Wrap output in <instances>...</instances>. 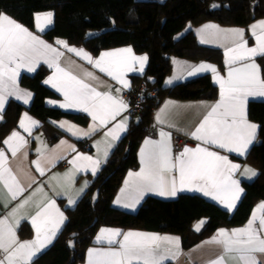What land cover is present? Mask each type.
I'll list each match as a JSON object with an SVG mask.
<instances>
[{
	"label": "snow or ice",
	"instance_id": "snow-or-ice-1",
	"mask_svg": "<svg viewBox=\"0 0 264 264\" xmlns=\"http://www.w3.org/2000/svg\"><path fill=\"white\" fill-rule=\"evenodd\" d=\"M36 21L37 27L43 31L52 23V13L37 14ZM204 32L213 39L222 38L231 41V47L225 50L226 63L229 66L228 75L227 79L220 77L215 66L206 63L192 66L187 70L188 76L210 70L216 74L220 85L219 100L209 106L202 121L189 134L204 145H214L243 155L253 143L258 128V125L248 121L246 104L249 97H264V78L261 77L260 67L255 62L257 57L264 58V21L251 26L252 35L256 40L253 47H249L244 39L243 29L223 30L216 25H205L202 30V33ZM201 42L209 43L210 40L202 34ZM57 43L68 48L64 41ZM68 50L118 81L125 89L131 87L130 82L125 79V73L143 72L148 60L147 55H135L131 47L102 53L100 58L95 60L83 49L78 50L73 47ZM62 55L57 48L47 44L26 27L0 12V113L3 112L9 96L23 100L24 103L28 102L31 93L20 89L18 85L20 70L27 69L29 72H34L40 61L44 60L49 67L55 69L53 75L44 83L63 93L64 102L60 107L75 108L87 113L93 121L90 132L116 121L117 117L128 109V103L119 95H113L111 91H99L87 82L97 79L93 73L84 72L81 77L69 68L61 67ZM136 65L138 67H135ZM168 83L172 81L169 80ZM120 91L121 89H116L117 93ZM156 118L160 123L164 122L159 114ZM126 119L115 123L105 136L111 137V141L119 139V134L127 130ZM25 120L29 123L26 124ZM37 123L25 114L24 119L20 121V127L30 132L29 124L34 126ZM61 127L64 125L61 124ZM73 127H69L68 130L72 131ZM90 132L83 134L89 135ZM3 143L15 157L27 144V140L13 131ZM112 146L113 144L109 142L107 149L103 151L104 158H107L108 149ZM70 147L75 151L73 146ZM41 156L44 157L43 152ZM140 156L142 163L140 171L129 172L125 188L121 189L122 194L130 197L125 207L134 208L146 192L175 197L179 191L188 190L198 191L204 196L219 201L228 210H233L243 191L239 186L240 182L233 177L239 165L229 161L227 156L210 151L208 147H202L200 144L195 148L185 146L181 152L173 156L169 132L161 130L158 141L146 139ZM44 158L49 163H53L60 157ZM78 162H87L84 166L90 167L91 172L95 174L101 159H93L91 156L78 153L71 161L75 168L65 174L69 185L73 172L81 167ZM33 163L43 175L44 168L41 167L40 160ZM243 174L249 177L256 175L250 168H245ZM0 184L7 189L12 200L25 191L16 174L8 166L4 149H0ZM86 184L87 182L85 186ZM30 200L31 197L23 199L9 216L16 217L17 212L28 205ZM68 202L69 205L75 203L71 198ZM116 203H121V200L118 198ZM258 208L261 214L257 216L254 212L245 227L231 231L219 230L211 242L220 245L223 251L218 258L210 260L208 264H227L228 260H233L236 264H264V261L259 260L257 256L264 254V202ZM37 209L35 215L31 217V224L35 229V237L32 240L20 241L16 236L15 226L18 225L19 219L14 225L9 223L8 217L0 218V252L3 253L0 256V264H31L33 257L52 243L66 217L56 207L54 200H47L42 206L38 203ZM50 210H54L55 217L50 214ZM198 230L199 226H197ZM96 240L104 241L108 246L90 248L87 264H164L165 260L174 258L179 251V238L160 237L138 231L122 233L118 229L104 228L101 229ZM173 246L176 247L177 253L171 251Z\"/></svg>",
	"mask_w": 264,
	"mask_h": 264
},
{
	"label": "trees",
	"instance_id": "trees-1",
	"mask_svg": "<svg viewBox=\"0 0 264 264\" xmlns=\"http://www.w3.org/2000/svg\"><path fill=\"white\" fill-rule=\"evenodd\" d=\"M52 11L53 24L42 36L53 43L84 46L99 54L105 49L131 45L137 53L149 57L147 70L134 76V84L145 81L147 93L158 89L156 101L149 97V110L134 119L120 139L109 160L102 166L75 207L67 208V223L56 242L31 264H77L86 250L94 244L101 227H117L169 232L182 239L184 249H190L223 226H237L247 222L255 206L264 202V101L252 100L249 117L260 125L258 141L245 161L257 168L252 181H243L245 193L234 212L199 194H180L166 200L150 196L136 212L113 206L125 175L139 166L138 149L143 139L156 133L154 111L166 97L180 99H215L218 87L210 74H205L175 86H164L172 71L173 59L186 58L199 62L209 60L224 66V54L219 48L202 44L194 30L182 34L191 24L198 27L207 22L222 26L249 27L264 18V0H0V12L9 15L31 30L36 29L35 15ZM97 32V33H95ZM264 76V58H259ZM49 68L43 66L36 74L23 73L21 84L35 93L29 107L12 100L0 124V148L8 132L17 125L26 109L47 122L49 118L69 117L88 123L83 114L67 113L45 103L54 92L43 81ZM205 220L201 230L195 223ZM21 227V233L31 231Z\"/></svg>",
	"mask_w": 264,
	"mask_h": 264
},
{
	"label": "crops",
	"instance_id": "crops-1",
	"mask_svg": "<svg viewBox=\"0 0 264 264\" xmlns=\"http://www.w3.org/2000/svg\"><path fill=\"white\" fill-rule=\"evenodd\" d=\"M46 13H49V12L45 11V12H40L37 14L43 15ZM36 15H35V24H36L35 30H31L30 28L21 24L20 22L13 19L9 15L7 16L15 20L22 26L26 27L29 31H31L34 35L38 36L40 39L44 40L47 44H50L54 48H57L58 51H60L63 54L60 57L61 67L69 68L74 74L79 75L81 77H83L84 72L93 73V75L97 79L88 80L87 82L91 83L99 91H111L113 95H119L120 97L123 98L124 101L128 103V109L122 112L120 116L117 117L116 121L110 122L106 127H98L96 131L90 132V125H92L93 123L91 117L87 113L80 111L79 109H75V108L66 109V108L60 107V104L64 102L63 93L53 88L50 84L44 83L45 80H47L49 77L53 75L55 71L54 68L49 67V65L45 63L44 60H41L40 63L36 66V70L34 72H29L27 69L20 70V75L18 77L19 88L26 92L31 93V98L28 100L27 103H24L23 100H19L14 96H9L6 100L3 112L0 113V115H2V119H0V124L5 120V111L9 103L12 100H15L16 102L22 104L26 108L31 106L34 100V97H35V93L21 84V77L23 73L28 74V75H34L43 66L49 68V73L45 77L43 83L45 86H47L54 92V95L49 96L45 99V103L50 107L58 108L67 113L71 112V113H76V114H83L89 120L87 124H82L69 117H61V118H49L47 122H43L42 120L34 116L32 113H30L26 109L25 111L22 112L17 122V125H15L8 132L5 139L8 138L13 131H16L20 134V136H22L25 140H27V144L24 145V147L20 150V152L17 153L15 157L12 156L11 151L8 149L7 145H5L4 143L2 147L0 148V149H4L7 155V158H8V166L13 170L14 174H16L17 178L20 180L22 186L25 189V191L21 193L15 200H12L10 195L7 193V189L4 188L2 184H0V218L8 217L9 223H13L14 225L16 223V220L19 219L18 225L15 226V232H16V236L18 237V239L20 241H27V240L34 239L35 229L31 224V217L35 215V212L38 210L37 209L38 203H40L42 206V204L46 203L47 200H54L56 207L66 217L60 229L57 231L56 236L53 238L52 243L48 244L44 249H42L39 253H37L33 257V260L37 258L38 256H40L42 253L46 252L56 242V240L58 239L60 233L62 232L68 220L67 211H66L67 208H73L76 206L78 201L87 191L92 181V178L95 175H97V173H99L102 166L109 160L112 152L114 151L120 139L126 134L131 124V121L134 119V117L128 111L129 101L127 98L124 97V92L135 86L133 82V77L144 75L147 70V66L149 62V57L147 54L137 53L131 45H123V46H119L115 48L105 49L99 54H94L90 52L84 46L68 45V48L74 47L78 50L83 49L94 60L100 58L102 53L113 52L115 50L128 48V47H131V49L133 50V53L137 56L147 55L148 60L144 66L143 72L132 71V72L125 73V79H127L131 85L130 88L125 89L118 81L108 76L106 73L101 72L99 69L95 68L92 64L88 63V61L83 59L81 56H77L76 53L69 51L68 48H65L63 44H56V43L50 42L42 36V33L46 31L48 28H50L53 24V20H54L53 12H52V23L47 25L43 31H41L40 28L37 27ZM260 21H264V18H259L253 21L249 25V27L222 26L215 22H207L198 27H191L189 29V30H194L196 32L200 42H201L202 34L204 35L206 39L210 40L209 43L201 42L202 44L210 46V47H214V48H219L223 51L224 60H225L224 66L221 67L217 62L209 61V60H202L199 62H195V61L188 60L186 58L176 57L173 59L172 71L166 77L164 86H168V87L175 86L177 84L190 81L202 75L210 74L214 84L218 87V97L215 99H180V98L170 96V97H166L165 99L161 101V103L156 107L154 111V121L156 125V133L154 135L145 137L142 143L140 144V147L138 149L139 166L137 168H131L126 173L124 181L113 200L114 207H117L119 209H122L128 212H136L138 211L142 203L145 201V199L150 196L162 198L166 200H172V199H176L180 194H199L205 197L206 199L218 204L220 207H222L223 209L227 211L234 212L237 209L245 193L243 181H252L253 179L256 178L258 174L257 168L251 163L244 160L247 157L248 153L250 152L252 146L258 141V136H259V131H260L259 123L250 119L249 117V104H250V101L252 100L264 101V97H260V96L249 97L248 102L246 104L247 119L249 122L258 125V128L256 131V137L253 143L249 145V148L246 150L245 154L241 155L236 152H229L226 149H220L214 145H204L202 142L195 140L189 133L194 131L195 128L202 121L204 115H206L207 111L209 110V106L215 104L219 100L220 85L216 79V74L212 73L210 70L198 73L194 76H188L187 70H190L192 66H198L201 63H206V64L215 66V68L217 69L218 75L220 77L227 79L229 66L226 63L227 56L225 55V50L227 47H231V41L225 40L222 38L221 39L211 38V36L207 32L202 33L204 26L205 25H216L218 26L219 29H223V30L243 29L244 39L247 41V44L249 47H253L255 46L256 40H255V37L252 35L251 26L254 24H258V22ZM257 31H259V28H257ZM259 58L260 57L255 58V62L260 67L261 77L264 78ZM135 67H138V65H136ZM169 80H171L172 83H168ZM116 89H121V91L117 93ZM162 109H163V112H161ZM25 114H27V116L30 117L31 120L38 122L34 126L29 124V127L31 128L30 132H26L23 128L20 127V121L24 119ZM158 114L163 119L164 121L163 123H160L157 120L156 117ZM125 118H127L126 119L127 130L119 134V139L115 141H111V137H106L105 133L110 128H112L115 123L121 120H124ZM25 123L28 124L29 122L25 120ZM61 124H63L64 127H61ZM71 126H74V127L72 131H69L68 129ZM161 130L171 133V144H172L173 156H175L177 153L183 150L184 147L178 150L175 144L176 136H183L190 140V143L187 145V147L195 148L198 144H200V146L202 147L206 146L209 148L210 151H216L220 155H225L228 157L229 161L239 165L238 169L233 173V177L240 182L239 186L241 189H243V191L240 194V198L236 202V206L233 210H228L219 201L214 200L211 197L204 196L202 193L198 191H188V190L179 191L175 197H165V196H160L155 192H146L143 195V198L134 208L125 207V203L129 202L130 197H128L127 194H122L121 189L125 188V181L128 179V174L129 172L140 171L142 167L140 153H141V149L144 147V141L146 139H151L154 141L160 140ZM74 132H76V134H73ZM86 132H90V134L84 135L83 133H86ZM109 142H111L113 146L110 149H108L109 154L107 158H104L103 151L107 149ZM70 146H73L75 148V151H73L72 147ZM41 152L44 153V157H57L58 156L60 158L54 160L53 163H49L44 157L41 156ZM78 153L91 156L93 157V159L99 158L101 159V163L96 173L93 174L91 172L90 167L84 166L87 164V162H78V164H80L81 167L78 171L73 172L72 180L69 185L68 181L65 178V174L69 173L75 168V166L71 163V161L76 157ZM37 160H40L41 167L44 168L43 175L40 174V172L36 168V165L33 163L34 161H37ZM245 168H250L254 170L256 175L251 176V177L245 176L243 174ZM53 177H55V179H53ZM86 182L87 184L85 186ZM37 189H41V191H37ZM29 197H31L29 204L26 205L23 209H20L17 212L16 217L9 216V213L12 212L14 208H17V206L20 204V202L23 199H26ZM69 198L73 199L75 203L72 205H69V202H68ZM118 198L121 200V203L119 204L116 203V200ZM262 202H259L255 206L252 212V215L254 212L256 213L257 216L261 214L258 206ZM50 214L53 217H55L54 210H50ZM248 221L242 225L220 227L218 230L213 232L210 236H207L199 244H197L196 246L190 249H184L182 245L181 237L174 233L157 232V231H152V230H142V229H135V228H128V229L122 230L121 228H117V227H101L94 238V244H92L91 246L87 248L84 259L77 264H87L88 250L90 248H101V247L108 246L106 242L104 241L97 242L96 240V237L100 234L101 229H104V228L118 229L122 233H126L128 231H138V232H143V233H148V234H155L160 237L179 238L178 253H177L176 247L174 246L171 247V251L177 254L174 256V258L170 257L169 259L165 260L164 264H208L210 260H215L216 258H218L222 254V251H223L220 245L211 242L212 238L214 236H217L219 230L225 229V230L231 231L232 229L243 228L247 225ZM204 224H205V220H200L195 223V228L197 229V226H199V230H201ZM22 225H25L26 226L25 230L27 232L31 231L32 234L24 236L21 233ZM2 255L3 253L0 252V256ZM257 256L259 260L264 261V254H257ZM227 264H236V262L233 260H228Z\"/></svg>",
	"mask_w": 264,
	"mask_h": 264
},
{
	"label": "built area",
	"instance_id": "built-area-1",
	"mask_svg": "<svg viewBox=\"0 0 264 264\" xmlns=\"http://www.w3.org/2000/svg\"><path fill=\"white\" fill-rule=\"evenodd\" d=\"M147 84L145 81H142L136 84L133 88L124 92V97L129 101V113L132 116L142 117L147 114L149 110V97L154 99L158 98V89L154 88L147 93ZM149 96V97H148ZM190 143V140L183 136H176L175 144L176 148L179 150Z\"/></svg>",
	"mask_w": 264,
	"mask_h": 264
},
{
	"label": "rangeland",
	"instance_id": "rangeland-1",
	"mask_svg": "<svg viewBox=\"0 0 264 264\" xmlns=\"http://www.w3.org/2000/svg\"><path fill=\"white\" fill-rule=\"evenodd\" d=\"M47 12L52 13L51 11H47ZM53 16H54V15H53ZM191 27H192L191 24L188 25V26L184 29V31L182 32V34L188 32V30H189ZM95 33H97V32H95Z\"/></svg>",
	"mask_w": 264,
	"mask_h": 264
}]
</instances>
